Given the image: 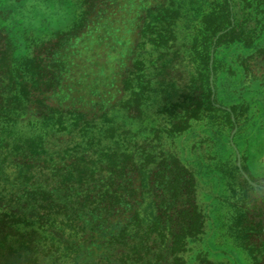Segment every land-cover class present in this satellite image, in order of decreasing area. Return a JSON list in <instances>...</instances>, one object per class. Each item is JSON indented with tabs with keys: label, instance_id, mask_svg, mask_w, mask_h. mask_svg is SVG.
Masks as SVG:
<instances>
[{
	"label": "trees",
	"instance_id": "obj_1",
	"mask_svg": "<svg viewBox=\"0 0 264 264\" xmlns=\"http://www.w3.org/2000/svg\"><path fill=\"white\" fill-rule=\"evenodd\" d=\"M78 1V24L13 69L10 54L0 58L7 77V93L0 89V264H187L205 222L194 175L163 150L158 133L117 136L108 117L133 89L131 103L140 107L142 65L136 60L124 73L143 44L139 29L123 21L125 0ZM48 101L59 114H50ZM194 106L171 119L167 136L188 129L200 103ZM55 127L77 140L74 149L47 150ZM5 163L16 170L12 179ZM234 227L231 235L244 238V228Z\"/></svg>",
	"mask_w": 264,
	"mask_h": 264
},
{
	"label": "rangeland",
	"instance_id": "obj_2",
	"mask_svg": "<svg viewBox=\"0 0 264 264\" xmlns=\"http://www.w3.org/2000/svg\"><path fill=\"white\" fill-rule=\"evenodd\" d=\"M81 15L78 0H0V58L10 54L11 68L17 67ZM123 21L138 27L143 43L124 73L138 60L146 88L139 108L131 103L133 89L108 117L117 136L140 140L158 133L163 150L194 175L205 222L187 264L200 257L264 264V0H125ZM5 78L0 72V89ZM198 103L188 129L167 136L171 119L191 114ZM48 109L59 114L53 102ZM60 130L48 134L50 153L75 147L77 140ZM3 139L0 132V157ZM5 165L12 179L16 170ZM235 224L244 238L231 235Z\"/></svg>",
	"mask_w": 264,
	"mask_h": 264
}]
</instances>
